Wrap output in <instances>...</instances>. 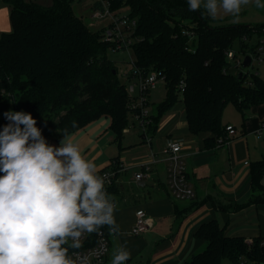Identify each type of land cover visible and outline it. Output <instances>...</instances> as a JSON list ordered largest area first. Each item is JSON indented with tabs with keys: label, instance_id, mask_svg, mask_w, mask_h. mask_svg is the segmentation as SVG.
Masks as SVG:
<instances>
[{
	"label": "trees",
	"instance_id": "1",
	"mask_svg": "<svg viewBox=\"0 0 264 264\" xmlns=\"http://www.w3.org/2000/svg\"><path fill=\"white\" fill-rule=\"evenodd\" d=\"M74 1L52 0L45 5L4 0L11 7L12 30L0 35V131L8 124L4 113L13 108L33 116L46 142H59L65 133L80 132L102 117L110 119L115 141H122L133 110L126 83L109 58L115 43L107 41L104 33L110 25L92 30L74 13ZM102 1L109 2L116 14L127 8L137 21L132 35L135 68L145 75L156 72L166 82L167 97L150 114L145 131L149 136L178 107L185 113L189 132L206 133L205 143L215 145L226 135L229 124H224L223 115L228 104L243 118L251 108L264 104V80L258 73L235 72L228 57L232 49L251 53L254 48L245 37L263 36L264 24L211 27L203 9L188 10V0ZM102 1L94 3L93 12L103 9ZM113 160L115 164L100 171L118 169V158ZM263 174L264 160L252 168L254 192L263 189ZM184 217L178 214V222ZM196 236L205 247L185 264H222L226 258L240 264L244 256L264 264V238L250 242L229 236L215 220L201 225Z\"/></svg>",
	"mask_w": 264,
	"mask_h": 264
},
{
	"label": "crops",
	"instance_id": "2",
	"mask_svg": "<svg viewBox=\"0 0 264 264\" xmlns=\"http://www.w3.org/2000/svg\"><path fill=\"white\" fill-rule=\"evenodd\" d=\"M8 6L1 10L6 12L5 18H0L1 34L12 30L7 16L11 7ZM249 112L251 117L241 129L224 122L234 125L238 132L230 143L221 146L207 145L208 134L194 136L188 128L182 129L183 134H180L182 130L178 132L174 128L177 137L172 136V129L164 130L165 141L161 140L156 148L151 138L157 132L150 134L151 138L143 132L138 139H129L126 133L131 130L127 129L122 141H115L107 117L68 136L79 145L81 154L96 164L97 172L115 164L114 158L125 168L118 173L109 195L117 204L114 216L119 232L110 236V253L105 264H111L112 254L120 246L130 252L126 264H185L193 254L203 250L205 243L196 233L201 225L212 220L229 236L246 240L264 238V201L255 200L264 199V174L263 189L254 192L252 188L253 165L264 160V128L260 135L257 133L264 120V104ZM173 141L182 144L181 153L196 192V198L190 202L175 199L168 188V162L162 151ZM148 142L150 151L146 150ZM153 153L156 162L152 163L149 178L137 182L136 173L142 164L152 160ZM139 209L146 211L153 224L146 233L135 236L131 231ZM178 214L185 215L181 222H178Z\"/></svg>",
	"mask_w": 264,
	"mask_h": 264
},
{
	"label": "clouds",
	"instance_id": "3",
	"mask_svg": "<svg viewBox=\"0 0 264 264\" xmlns=\"http://www.w3.org/2000/svg\"><path fill=\"white\" fill-rule=\"evenodd\" d=\"M262 0H188V10L203 9L237 23L250 3ZM0 131V264H90L87 256H70L86 235L107 226L117 233L115 204L105 178L65 133L59 147L49 145L30 113H4ZM75 126V122H73ZM130 252L116 249L111 264H126Z\"/></svg>",
	"mask_w": 264,
	"mask_h": 264
},
{
	"label": "built area",
	"instance_id": "4",
	"mask_svg": "<svg viewBox=\"0 0 264 264\" xmlns=\"http://www.w3.org/2000/svg\"><path fill=\"white\" fill-rule=\"evenodd\" d=\"M102 1V0H101ZM103 9H98L92 15L96 19L105 18L111 16L112 20L110 26L106 29L104 35L105 39L109 42H114V51H119L124 48L132 47L133 33L137 25V21L129 16V13H114L110 11L109 2L102 1ZM263 36L249 39L245 37V40L249 42V46L254 50L251 53L245 54L237 52L232 49L228 52L229 60L231 61L232 70H240L243 67L246 56L251 57V64L247 68H253L254 64L261 65L264 63V27L262 28ZM127 76L126 89L131 96L130 107L133 110V115L143 128L144 132L151 124L150 119V103H151V91L156 87L157 82L161 78L156 72H150L145 75L142 71L135 68V63L130 74ZM185 82L181 81L180 88L181 93L184 92ZM264 128V120L262 121L261 128L257 131L258 135L261 134ZM237 129L234 125L226 126V135L218 138L217 145L221 146L230 143V141L237 135ZM182 144L179 141H173L167 144L163 148V155L165 156L167 167V184L169 191L177 200L191 201L196 197V192L190 176L187 170L186 162L182 156ZM156 162V155L153 153L152 160L144 163L140 166V170L135 175L137 182L143 181L149 178L152 171V163ZM119 168L114 170L98 171V174L105 178V189L110 195V189L115 185L118 173L125 170V168ZM113 201V200H112ZM115 204V210L117 204ZM152 220L144 209H139L136 212V222L132 228L131 233L135 236H139L146 233L152 227ZM113 232H110L108 227L102 228L98 233H92L86 235L82 240V247L77 250L69 249L70 256H87L90 264H105L107 257L110 253L111 240L110 236ZM250 241V240H249ZM240 264H254L248 257H241L239 259ZM259 264V263H258ZM263 264V263H262Z\"/></svg>",
	"mask_w": 264,
	"mask_h": 264
},
{
	"label": "rangeland",
	"instance_id": "5",
	"mask_svg": "<svg viewBox=\"0 0 264 264\" xmlns=\"http://www.w3.org/2000/svg\"><path fill=\"white\" fill-rule=\"evenodd\" d=\"M26 1L38 2L45 5L52 4V0H26ZM96 1L97 0H75L73 4L74 13L77 16L81 17L86 22V24L89 25V27L95 31L105 28L106 26H109L112 20L111 16H107L105 18L96 19V20L91 16L92 14L95 13V11L93 12V5ZM262 2H264V0H262ZM7 6L8 5L4 2V0H0V18L3 19L5 18L6 12L4 13L1 10L3 8L6 9ZM122 11L125 14H127L129 10L127 8H124L122 9ZM7 16L9 20L10 14ZM232 20L233 18L231 16L221 14L216 19L211 18L209 20V25L211 27H225L231 25H249V26L263 25L264 9L257 8L254 2L250 3L249 5H247L242 9L239 17V21L237 23H233ZM109 58L112 61H114L116 67L118 68V73L120 75L121 81L127 84L126 75L130 74L135 61V54L132 47L124 48L119 51L110 50ZM242 70L245 73H249V75L258 73V75L264 80V63H262L261 65L254 64L253 68H243ZM235 72L237 71L235 70ZM151 97L152 98H151L150 110L152 112H155L157 105L163 102L167 97V87L164 79L158 80L156 87L151 91ZM9 111H14V110L13 108H10ZM2 117L3 116L0 114V118ZM250 117H251V112L248 111L245 118H243L242 115L237 111L235 106L230 103L227 105V107L224 110L223 121L231 122L235 124L238 129H241L244 123H247V118ZM185 124H186L185 113L182 111V109L179 110L178 107L174 108L171 112H169L166 116L163 117L162 121L159 124L158 129L156 130L157 132L156 135L152 136V138L151 135L149 136V138H151L152 141L151 144H153L154 148H156L160 144L161 140L165 141V139L162 138V133H164L163 132L164 130L168 132L169 129H172L171 131L172 136L177 137L178 132L180 130L187 129V127H185ZM174 128H177L176 130L178 132L175 131ZM127 129L131 130L129 133H126L129 139H135V138L138 139L144 132L143 128L140 126L139 122L134 117V115H130V121ZM181 132L182 133L180 134H183L185 130H182ZM60 142L61 141L58 142L53 140V141H48L47 143L51 146L59 147ZM151 144L150 142L147 143L146 150L150 151ZM117 148H119L118 144H117ZM251 241L252 240H250V242ZM222 264H233V263L226 258L223 260Z\"/></svg>",
	"mask_w": 264,
	"mask_h": 264
},
{
	"label": "water",
	"instance_id": "6",
	"mask_svg": "<svg viewBox=\"0 0 264 264\" xmlns=\"http://www.w3.org/2000/svg\"><path fill=\"white\" fill-rule=\"evenodd\" d=\"M251 64V57L250 56H246L245 60H244V64H243V67L247 68L249 67ZM116 73V71H115ZM244 75V72H240L239 74V78H242V76Z\"/></svg>",
	"mask_w": 264,
	"mask_h": 264
}]
</instances>
